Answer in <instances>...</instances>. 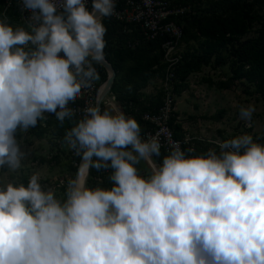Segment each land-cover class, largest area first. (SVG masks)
I'll use <instances>...</instances> for the list:
<instances>
[{"label": "clouds", "instance_id": "obj_1", "mask_svg": "<svg viewBox=\"0 0 264 264\" xmlns=\"http://www.w3.org/2000/svg\"><path fill=\"white\" fill-rule=\"evenodd\" d=\"M114 0H22L27 28L0 17V168L16 172L27 153L16 134L55 114L98 78ZM63 52L64 56L59 54ZM255 106L239 109L251 120ZM67 131L65 142L112 169L110 190L70 181L66 200L38 174L0 185V264H264V145L242 134L219 154L179 146L150 178L135 165L161 155L158 137L123 112L96 107ZM191 154V155H189Z\"/></svg>", "mask_w": 264, "mask_h": 264}, {"label": "rangeland", "instance_id": "obj_2", "mask_svg": "<svg viewBox=\"0 0 264 264\" xmlns=\"http://www.w3.org/2000/svg\"><path fill=\"white\" fill-rule=\"evenodd\" d=\"M168 1L178 5L186 3L185 0ZM217 1L191 0L187 2L188 4L186 3L185 11L187 10L190 15L200 16L202 13L214 11ZM248 4L249 16L252 20L241 40L264 32V0L249 1ZM9 18L7 23L14 28L25 27L16 19ZM121 35L114 37L112 34L111 36L106 34L104 37L105 57L115 64V67L120 68L115 80L114 93L112 92L115 100L111 103L121 111L122 96H128V100L142 97L140 104L144 103L138 106V109L143 106L154 107L157 102L159 103L164 90L162 81L164 67L158 60L146 62L142 59L141 63L144 66L150 63V67L138 69L139 72L136 75L128 77L126 71L133 62L126 59L118 63L113 58L115 41L117 39L122 41ZM204 41L205 38L199 35L185 34L179 45V52L184 61H188L191 57L200 58ZM199 61L200 65L197 69L186 74L177 72V83L174 87L176 123L173 129L176 136L188 147H199L200 150L205 151V154L210 149L219 154L220 143L246 133L252 135L254 142L264 145V82L248 81L244 77L232 79L231 69H235L236 66L233 65L228 52L224 49ZM106 62L110 65L108 61ZM249 104L254 105L256 110L251 120H243L240 118L239 109ZM107 110L115 115L109 108ZM66 122L64 121V126L59 129L51 124L40 127L37 123L36 127L29 128L26 132L18 130L16 138L21 151L27 153V157L22 161V167L16 172L6 167L0 168V185L12 182L23 183L27 187L31 175L38 174L42 186L46 190L53 189L56 198L64 202L67 198L66 190L69 182L74 180L75 175L76 179L79 177L80 171L77 169L81 156L72 155V149L64 140L66 132L69 131L66 128ZM150 160V163L147 160H141L135 165L138 173L145 179L150 178L159 168V163L155 162L153 157ZM109 185L110 188L107 190L114 186L111 181Z\"/></svg>", "mask_w": 264, "mask_h": 264}, {"label": "trees", "instance_id": "obj_3", "mask_svg": "<svg viewBox=\"0 0 264 264\" xmlns=\"http://www.w3.org/2000/svg\"><path fill=\"white\" fill-rule=\"evenodd\" d=\"M171 6L177 7H184L191 1L185 0L181 5L174 4L168 0H162ZM249 1H256V0H218L215 4V10L209 13H202V15H190L187 13V10L183 13V15L178 19V24H182V36L177 42V46L179 49V45L181 44L185 34L193 33L205 38L204 46L202 49V53L200 58L191 57L188 61H184L183 56L181 55L180 61L174 67L173 72L174 76L177 81V72L181 71V73L186 74L190 71L197 69L200 65V59H206L212 56L215 52L220 49H224L228 52V56L231 58L233 65H235V69H231L233 73L232 79H239L241 77L246 78L248 81H255V82H264V32H259L255 36L250 37L248 39H242L246 29L250 26L251 23V16H249L250 6L248 4ZM92 2V0H91ZM2 8V0H0V11ZM12 13L7 14L9 19L14 18L15 10L12 8ZM103 24L107 28V35L111 34L114 37L120 36L122 34L120 40L115 41V49L113 50V58L116 62L120 63L123 60H130L133 62L131 66L128 68L127 76H134L136 75L138 69H148L150 67V63H147L145 66L141 63V60H153L154 62L160 63L161 61V44L165 41H168L167 37H160L156 38L151 41H143L141 38V34L137 29H133L130 27L131 30L128 33H121L122 25L117 24L116 22L110 20L109 17L103 19ZM115 33H117L115 35ZM128 42L135 43L134 48L130 50L127 46ZM106 61L112 64L106 57ZM152 61V62H153ZM112 69L114 72V78L112 85L110 87V92L112 93L116 87L115 80L118 76V68L115 67V64H112ZM175 87V86H174ZM114 93V92H113ZM118 96V94L116 93ZM175 95V94H174ZM115 96V95H114ZM121 104L123 103H132L133 106H142L140 102L138 103L139 99L131 98L128 100V96H122ZM158 105V102L154 107H141L136 109V114L134 115L136 121L139 123L141 127V132L143 130L142 124L139 122L140 114L146 111L155 110ZM126 113V110H124ZM176 115V112H175ZM69 120V122H68ZM65 123L66 128L71 130L72 127L76 126L77 122L71 118L66 119ZM173 125L172 129L175 127V119L172 120ZM54 126L56 129L61 128L64 126V123L61 125L60 122L56 119L55 115L51 116L49 119L45 121V127ZM39 125V124H38ZM174 133V130H173ZM174 136L176 134L174 133ZM195 152L194 155H204L205 151L200 150L199 147H194ZM182 151L185 152V148H182ZM161 155L159 157L153 156L155 162L161 164L163 163V158L169 154H163L160 152ZM186 153V152H185ZM191 155V154H189ZM95 158L90 160L87 170V177H86V186L88 188H95L101 187L107 190L110 188L109 185V176L112 173V169L108 171L110 175L103 174L102 169L97 171L96 168L91 167L92 161Z\"/></svg>", "mask_w": 264, "mask_h": 264}, {"label": "built area", "instance_id": "obj_4", "mask_svg": "<svg viewBox=\"0 0 264 264\" xmlns=\"http://www.w3.org/2000/svg\"><path fill=\"white\" fill-rule=\"evenodd\" d=\"M115 13L110 20L122 25L121 33H128L130 27L137 29L143 41H151L160 37H167L168 41L161 44V65H163V92L160 101L155 110L142 112L140 114L139 122L142 124V132L140 133L142 140L150 139L153 136L158 137L161 144L160 152L163 154L171 153L176 146L185 152L191 147H188L182 139L176 138L171 128L173 119H175V95L174 86L177 83L174 76L173 69L180 61L181 55L177 46L178 40L182 36V24H178V19L185 12L184 7L171 6L162 0H114ZM88 10L92 9L91 0H86ZM14 9V18L16 21L27 28V21L25 18L31 15L30 12L23 10L22 0H2V8L0 17L12 13ZM130 26V27H129ZM135 43L128 42L127 46L130 50L134 48ZM64 56L63 52L59 54ZM106 61V60H105ZM93 67L96 69L98 78L94 80L90 87L83 88L80 95L74 102L69 103V107L75 110V116L72 117L77 123L83 118V109L86 107H97L101 114L104 111H114L111 106V101L115 100L114 95L110 89L106 88V80L108 72L99 64L93 62ZM108 100V101H107ZM136 106L132 103H123L120 110L124 113L126 110V117H134L136 114ZM46 119L38 121L40 127H44L45 121L55 114L46 113ZM187 143V141H186ZM193 148V147H192ZM72 155L79 157L72 150ZM150 163L151 160H147ZM162 166V163L158 165ZM102 173H108V170L102 169Z\"/></svg>", "mask_w": 264, "mask_h": 264}, {"label": "water", "instance_id": "obj_5", "mask_svg": "<svg viewBox=\"0 0 264 264\" xmlns=\"http://www.w3.org/2000/svg\"><path fill=\"white\" fill-rule=\"evenodd\" d=\"M107 72H108V78L106 80V88L110 89L112 82H113V78H114V72L113 69L111 68V66L105 61H102L101 63H99ZM96 108H99V104L97 105ZM90 160L86 157H83L82 154L80 156L79 159V163L78 166H84L85 168V181H86V177H87V170H88V165H89Z\"/></svg>", "mask_w": 264, "mask_h": 264}, {"label": "bare ground", "instance_id": "obj_6", "mask_svg": "<svg viewBox=\"0 0 264 264\" xmlns=\"http://www.w3.org/2000/svg\"><path fill=\"white\" fill-rule=\"evenodd\" d=\"M77 170L80 171L78 178L80 179L81 182L85 183V168H84V166H80ZM74 180H76V175L74 177Z\"/></svg>", "mask_w": 264, "mask_h": 264}, {"label": "crops", "instance_id": "obj_7", "mask_svg": "<svg viewBox=\"0 0 264 264\" xmlns=\"http://www.w3.org/2000/svg\"><path fill=\"white\" fill-rule=\"evenodd\" d=\"M141 100H143L142 97L139 98L138 103H139V102L141 103ZM111 106L114 108V111H113L114 114H117V113L121 112V111L118 110V108H117L114 104L111 103ZM175 119H176V118H175Z\"/></svg>", "mask_w": 264, "mask_h": 264}]
</instances>
